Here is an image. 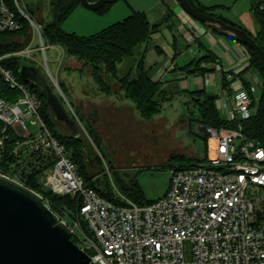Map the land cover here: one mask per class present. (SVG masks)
I'll use <instances>...</instances> for the list:
<instances>
[{
  "label": "built area",
  "instance_id": "1",
  "mask_svg": "<svg viewBox=\"0 0 264 264\" xmlns=\"http://www.w3.org/2000/svg\"><path fill=\"white\" fill-rule=\"evenodd\" d=\"M258 2L264 10V0ZM32 3L0 0V35L20 33L28 27V34L22 36L24 47L0 57V75L20 93L15 102L0 98V174L22 184L15 164L3 163L11 130L19 138L12 153L21 159L20 149L24 148L31 160L35 155L42 156L51 164L40 177L46 189L59 196H80V217L90 235L84 233L80 222L75 227L67 225L78 240L77 246L93 264H264V143L250 139L243 129V124L259 112L261 97L256 94L262 92L263 85L259 75L249 69L234 74L217 61L216 70L224 75L220 86L216 85V108L236 128H207L208 142H215L213 150L208 144V154L202 161L189 168H174L163 198L140 205L124 197L114 185V197L119 201L115 203L86 187L66 146L52 136L43 121L41 100L2 65L7 57L37 62L35 54H41L46 75L61 93L73 121L94 142L51 75L47 51L53 46L59 49V72L66 52L46 40L43 25L31 13ZM36 36L39 42L33 47ZM194 42L190 40L188 47L191 60L202 58L195 57ZM249 60L245 57L240 61ZM33 117L36 120L32 125L40 126L36 135L30 133L25 122ZM96 151L104 163V174L112 178L106 160Z\"/></svg>",
  "mask_w": 264,
  "mask_h": 264
},
{
  "label": "rangeland",
  "instance_id": "2",
  "mask_svg": "<svg viewBox=\"0 0 264 264\" xmlns=\"http://www.w3.org/2000/svg\"><path fill=\"white\" fill-rule=\"evenodd\" d=\"M29 1L33 2L31 7V10H34L33 16L43 27L53 22L54 15L50 0ZM75 11L65 21L66 24L69 23L71 26L83 24L80 18L75 19V17H72ZM247 19L248 17L244 18L245 21ZM107 27L100 28L97 32ZM162 32L164 35L166 34L165 29H162ZM163 34H157L154 41L148 44L149 47L148 45H143L136 50L133 56L124 59L123 63L118 65V76L114 80L123 78L130 73L135 78L136 67L145 50L146 58L143 65L147 69L154 67L155 72L156 68L159 69L166 61H170L168 66H172L169 54L166 60L165 54H159L155 51L156 46H161L165 42ZM18 38L17 40L19 41ZM225 41L228 45V47H224L225 52L229 51V48L235 44L242 51H246L245 53L249 54L245 45L228 37H226ZM38 42L39 39L36 36L33 41V47H36ZM181 45L184 50L179 57L182 56V64H184L192 58L187 56L190 48L186 50L185 44L181 43ZM192 46L196 47V49H193L195 57L204 55V50L198 48L199 44L197 46L196 43H193ZM58 56L59 49L55 46L47 51L48 68L51 75L58 81L60 89L62 84L67 87L65 97L80 115L83 126L87 131H93L92 134L96 136L97 140L95 143L92 136H89L94 141L92 142L82 132V142L87 146L93 162H95L97 148L111 167L112 178L105 176L104 173L100 175L99 181H101L103 193H112L115 196V185L124 197L134 201L133 196L125 191L124 186L133 188L137 185L141 192V202L143 204L157 201L167 193L170 186L171 172L174 168L190 163L194 164L198 160L202 161L206 158L208 144L211 150V141L208 142L205 129L208 127L198 122L197 102L190 97L188 94L190 88L187 84L184 86L183 81L179 80L168 85L163 83L165 79L163 80L162 89L166 90V94H164L161 101L162 111L151 120H148L142 118L136 105L125 97L124 92L120 91V86L116 85L113 88V92L117 94L113 93L107 96L102 93L92 76V68L90 66L84 67L85 69L82 71H71L65 69L63 65V69L59 72ZM35 58L37 62L25 60V65L40 68L43 74L51 81L46 75L43 56L36 53ZM229 58L232 60L231 62L234 61L233 70L228 69L232 73L244 71L249 65L248 61L236 62L237 60L233 56ZM72 59L74 57L66 54L64 63H68ZM217 74L218 71L216 70L212 72L214 81L217 78ZM218 83L220 84V81ZM51 84L55 91L61 95L52 81ZM119 93L121 95H118ZM210 93L213 92L211 91ZM261 94V90H258L256 97L260 98ZM92 114L97 119L94 124L89 120V116ZM34 120H36L35 117L25 122L30 133L36 135L40 132V126H33L32 122ZM57 128L63 134L68 135L70 133L67 126L63 123H58ZM209 154L211 155V151ZM88 171L92 175L97 173L93 169ZM45 203L49 206L47 200ZM55 213L61 221L72 227H75L76 223L79 224L78 218L72 216L65 208H62L61 211L57 210ZM88 234L90 235L89 231Z\"/></svg>",
  "mask_w": 264,
  "mask_h": 264
},
{
  "label": "trees",
  "instance_id": "3",
  "mask_svg": "<svg viewBox=\"0 0 264 264\" xmlns=\"http://www.w3.org/2000/svg\"><path fill=\"white\" fill-rule=\"evenodd\" d=\"M50 1L53 9L54 20L53 22L44 26V35L46 40L52 45L62 46L68 56L74 57L79 62L83 63L84 66H90L92 68V76L94 77L95 82L102 93L110 96L114 93L113 88L118 85L120 86V91L124 92L125 97L136 105L142 118L151 120L155 115L159 114L162 111L161 101L164 94H166V90L162 89V82H155L153 80L154 67L147 69L145 65H143L145 64L146 50L144 51L136 67L137 73L135 78L131 76V73L123 78L116 80H114V78H117L118 76V65L123 63L124 59L127 57L133 56L138 48L142 47L143 45H148L153 36L159 32L160 26L151 25L145 13L134 12L125 20L108 27L100 33L89 37L78 36L73 33L65 32L62 29V26L68 17L80 6L79 2L77 0ZM88 1L96 2L98 0ZM118 1L123 0H111L108 5L97 12L99 14L106 13L109 8ZM187 1L200 13L210 14L211 8H206L200 5L197 0ZM251 10L258 26L257 34L253 38L264 50V10L261 8L258 0H252ZM31 12L34 14V10H31ZM216 18H219L232 26L238 27L235 24L222 19L221 17ZM27 34V26L20 33L1 34L0 57L21 50L24 45L18 41L17 38L19 36H26ZM198 44L199 46L201 45L199 42ZM201 47L203 48V46ZM185 49H188V45L185 46ZM247 50L250 54L249 68L255 71L261 77L263 85L259 112L255 118L243 124V129L244 133L250 139L264 143V70L255 53L248 47ZM179 54L181 53H176V56ZM202 61L216 63V57L213 53L208 52L207 55L203 56L202 58L191 60L185 67L182 68V70L187 74H195L198 72L205 73L208 70L201 68L200 65ZM2 65L6 69L12 70L16 74L18 80L22 84L26 85L31 90V92L36 94L41 100L42 105L39 113L43 121L45 122L52 136L66 146L68 152L71 154L72 159L80 168V172L85 180L86 187L94 189L98 194L109 201L119 203L118 199H116L112 193H103L101 190V181L98 182V180L100 179V175L105 173V167L100 156L96 154L95 162H91L90 154L86 150L87 146L84 144V142H82L81 136L79 138H74L71 132L66 135L59 131L57 128L59 121L55 119L54 114L47 104V95L44 90L39 86L27 84L21 79L19 70L25 65V60L18 57H7L3 59ZM36 69L45 79L46 85L53 90L54 94L59 96L51 84V81H49V79L43 74L40 68ZM227 84V81L224 80L223 86L226 87ZM66 88L67 87L64 84L61 85L63 93H65ZM188 94L197 102V111L199 115L198 122L200 124L217 130L236 128L235 124L227 122L217 110L216 100L218 96L216 94L209 93L205 90L198 92H188ZM0 98L10 102H15L20 98V93L17 90L12 89L4 81L1 75ZM61 101H63V99H61ZM76 114L78 115L77 112ZM88 133L90 136H92L96 143L97 140L96 136H93L92 134L93 131H88ZM9 135L11 136L5 143L7 155L5 156L3 163L15 164V172L19 173V176L21 177L20 181L23 185L43 196L44 200L48 201L49 207L52 211H61L62 208L67 209L72 216H76L75 218H78L82 230L85 234H88L87 223L81 219L79 213V208L81 207L82 203L80 196H59L46 189L41 183L40 177L42 176L44 170L51 166L49 161L44 159L42 156L37 157L36 155L34 156L35 160H31L33 157L30 158V156L25 155L26 153L24 148L20 149V159L19 156L12 153L13 149H15L17 146V142H19V138H17L11 130ZM205 140L207 144V138ZM200 161L201 160H198L197 163ZM197 163L181 165L178 166V168H189L196 165ZM107 164L111 169L110 164L108 162ZM1 166L3 167V164ZM92 169L97 173L94 175L90 174L88 170ZM124 189L133 196V202L140 205L143 204L141 202V192L139 191L137 185L133 188L124 186ZM72 240L76 245H78V240L75 237H73Z\"/></svg>",
  "mask_w": 264,
  "mask_h": 264
},
{
  "label": "water",
  "instance_id": "4",
  "mask_svg": "<svg viewBox=\"0 0 264 264\" xmlns=\"http://www.w3.org/2000/svg\"><path fill=\"white\" fill-rule=\"evenodd\" d=\"M77 1L85 10L97 12L111 0ZM176 1L198 23L251 49L264 70V50L247 31L213 15L200 13L187 0ZM19 75L27 84L44 90L55 119L64 122L72 136L79 138V127L69 118L64 106L37 69L24 65L20 68ZM91 119L93 123L97 120L93 116ZM86 150L88 151L87 148ZM90 161L93 162L91 155ZM72 238L70 227L51 210L43 196L0 174V264H93L91 257Z\"/></svg>",
  "mask_w": 264,
  "mask_h": 264
},
{
  "label": "crops",
  "instance_id": "5",
  "mask_svg": "<svg viewBox=\"0 0 264 264\" xmlns=\"http://www.w3.org/2000/svg\"><path fill=\"white\" fill-rule=\"evenodd\" d=\"M197 2L206 8H211V15L215 17H221L222 19L235 24L236 26L247 31L252 37L256 36L258 26L251 10L252 0H197ZM134 12L145 13L151 25L160 26L159 32L153 36L151 41H154V38L157 34H163L162 29H165L166 31V34H163L165 42L161 46H156L155 51L159 54H165L166 60L168 59L169 54V59L172 62V66H168V63L170 61H166L167 63L165 62V64L160 66L159 69L156 68L157 72H153V80L155 82H163V80L165 79V82L163 83H167L168 85H170L173 82L181 80L184 82V86L187 84V86L190 88L189 92H198L205 90L209 93L212 91V94L216 95L219 93L216 89V85L218 84V86H220L218 81H220V78L224 75V72L216 70V63H212L210 61H202L200 65L201 68L208 70L205 73L198 72L195 74H187L182 70V68L185 67L191 60L187 63L182 64V56H179L182 54L184 48L182 47L181 43H184L185 46L188 45L189 47L190 40L192 39H194V43H196L197 46L198 42L201 44L200 46H198V48L203 49L205 52L202 57L207 55L208 52L213 53L216 57V62L219 61L221 66L225 70H233L234 61L231 62L232 60L229 58L230 56L231 58L233 56L237 60L236 62H239L245 57H249L250 59V54L245 53L246 51H242L235 44H233V47L229 46V51L225 52L224 47H228L227 42L225 41L226 36L220 35L205 27L204 25L198 23L180 7L179 3L176 0L118 1L113 4L103 15L99 14L98 12L87 11L79 6L72 17H75V19L80 18V20L83 21V24L71 26L69 23L66 24L64 22L62 29L67 33L89 37L100 33L101 31L118 22L125 20ZM247 17L248 19L245 21L244 18ZM106 26L108 27L97 32L98 30H100V28ZM18 39L24 45V38L22 36H19ZM201 46H203V48ZM176 53L181 54L176 56ZM84 67L86 66H84L83 63L79 62L75 58L68 63H64V68L71 71H82L83 69H85ZM248 69L252 70L249 68V65L248 68H246V71H248ZM215 70L218 71V74L217 78L214 81L212 72ZM63 94L65 95V93ZM54 95L64 106V109L69 118L73 120L72 115L70 114V110L69 108H67L68 105L64 102V100L61 101V99H63L62 96L60 94H58L59 96H57L56 94ZM118 95L121 94L119 93ZM94 114H96V112H94ZM91 116L96 119V116L92 114L89 116L90 121H92ZM59 123H63L64 125H66L61 121H59ZM68 130L70 131L69 128Z\"/></svg>",
  "mask_w": 264,
  "mask_h": 264
},
{
  "label": "bare ground",
  "instance_id": "6",
  "mask_svg": "<svg viewBox=\"0 0 264 264\" xmlns=\"http://www.w3.org/2000/svg\"><path fill=\"white\" fill-rule=\"evenodd\" d=\"M214 146H215V142L214 141H211V148H212V150H213Z\"/></svg>",
  "mask_w": 264,
  "mask_h": 264
}]
</instances>
